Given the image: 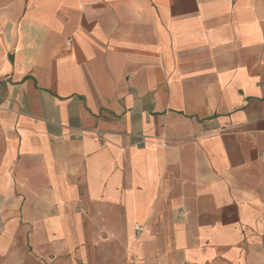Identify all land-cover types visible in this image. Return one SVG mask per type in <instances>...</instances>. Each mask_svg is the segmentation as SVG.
Returning <instances> with one entry per match:
<instances>
[{
  "label": "crops",
  "instance_id": "crops-1",
  "mask_svg": "<svg viewBox=\"0 0 264 264\" xmlns=\"http://www.w3.org/2000/svg\"><path fill=\"white\" fill-rule=\"evenodd\" d=\"M0 226L3 264H264V0H0Z\"/></svg>",
  "mask_w": 264,
  "mask_h": 264
},
{
  "label": "rangeland",
  "instance_id": "rangeland-1",
  "mask_svg": "<svg viewBox=\"0 0 264 264\" xmlns=\"http://www.w3.org/2000/svg\"><path fill=\"white\" fill-rule=\"evenodd\" d=\"M141 229H143L141 226L137 227V230H141ZM2 232H3V229L0 226V235L2 234ZM23 245H24L26 252H25V256H24L25 259L24 258H22V259H24V261H26L25 264H51L50 263L51 252H50V250H47L45 247H43V245H45V244H42L40 246H35V244L32 243L31 241L29 243V242H26V240H24ZM126 248L129 250V247H126ZM40 253L41 254L43 253V254L41 255ZM38 256H41L43 258L39 259V258H37ZM74 260H76L78 263H81V261H82L81 258H77L76 256L74 257ZM0 264H3L1 257H0ZM11 264H18V260H16V259L13 260V262H11Z\"/></svg>",
  "mask_w": 264,
  "mask_h": 264
}]
</instances>
